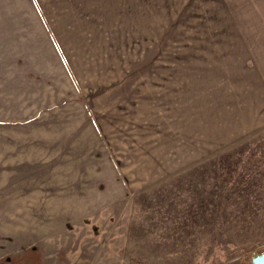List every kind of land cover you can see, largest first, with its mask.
I'll return each instance as SVG.
<instances>
[{
	"label": "rangeland",
	"instance_id": "374dc122",
	"mask_svg": "<svg viewBox=\"0 0 264 264\" xmlns=\"http://www.w3.org/2000/svg\"><path fill=\"white\" fill-rule=\"evenodd\" d=\"M257 102L264 0H0V264H251L194 148Z\"/></svg>",
	"mask_w": 264,
	"mask_h": 264
},
{
	"label": "crops",
	"instance_id": "0c3cea01",
	"mask_svg": "<svg viewBox=\"0 0 264 264\" xmlns=\"http://www.w3.org/2000/svg\"><path fill=\"white\" fill-rule=\"evenodd\" d=\"M255 106L247 109L254 114L246 119L216 122L214 134H200L194 148L198 154L194 161L199 162V198L213 208L215 221L241 224L239 236L243 239L250 238V233L264 239V104L257 102ZM260 139L263 142L252 147ZM207 169L209 176L213 169L209 183ZM252 197L257 200L250 204ZM207 231L211 233L212 228ZM232 237L239 239L237 235Z\"/></svg>",
	"mask_w": 264,
	"mask_h": 264
},
{
	"label": "water",
	"instance_id": "95a60500",
	"mask_svg": "<svg viewBox=\"0 0 264 264\" xmlns=\"http://www.w3.org/2000/svg\"><path fill=\"white\" fill-rule=\"evenodd\" d=\"M249 258L251 264H264V250H252Z\"/></svg>",
	"mask_w": 264,
	"mask_h": 264
}]
</instances>
